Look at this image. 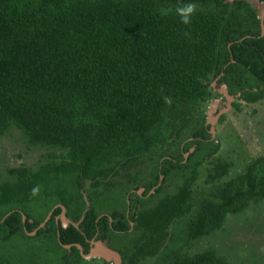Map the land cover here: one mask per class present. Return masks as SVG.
Instances as JSON below:
<instances>
[{"label": "trees", "instance_id": "1", "mask_svg": "<svg viewBox=\"0 0 264 264\" xmlns=\"http://www.w3.org/2000/svg\"><path fill=\"white\" fill-rule=\"evenodd\" d=\"M213 80L248 102L264 97V19L251 0H0V137L16 128L48 149L37 168L0 180V264H91L98 238L122 264H231L186 246L264 199V154L225 178L233 162L218 142L207 147L201 113L219 94ZM172 175L183 181L164 192ZM113 193L130 194L129 212L99 208Z\"/></svg>", "mask_w": 264, "mask_h": 264}, {"label": "rangeland", "instance_id": "2", "mask_svg": "<svg viewBox=\"0 0 264 264\" xmlns=\"http://www.w3.org/2000/svg\"><path fill=\"white\" fill-rule=\"evenodd\" d=\"M251 1L255 4L254 0ZM212 85L219 94L214 92L212 98L201 107V113L205 116L206 122L211 123L214 120L211 128L213 135L206 144L207 147H213L218 142L220 150L217 154L233 162L225 177L230 178L243 171L246 163L253 157L264 154V97L256 102H248L237 94L230 102L227 95L220 92L221 88L227 87L225 84L213 80ZM235 102L240 103V106H235ZM223 115L225 117L222 119ZM191 129L192 126H189L185 133L189 131V134ZM194 150L195 147H191L188 150L190 153L185 156L188 158ZM47 152L46 148L29 145L19 129H10L0 137V180L8 176V170L13 166L25 164L33 169L37 168L38 164L47 160L45 156ZM201 155L202 152L194 155L186 170L193 169ZM153 162L155 159L148 157L144 164L138 166V169L141 168L144 171L150 164L149 168L145 169L144 175L147 177V171L153 169ZM207 166V163L199 166V175L193 184L196 196H200L203 186L206 185ZM181 176L172 175L164 184V192H174L183 181ZM143 191V189L140 190V192ZM128 195L130 194H105L99 208L107 213L117 209L124 210L128 202L125 196ZM180 228H182L181 225ZM174 229L175 226L171 225L170 231ZM98 243L108 246L106 241L102 244ZM208 248L225 256L231 264H264V199L259 202L252 201L239 213L228 214L221 229L194 240L191 247L186 246L188 252L192 253ZM102 259L106 263L116 264L113 259L89 258L91 264L102 262ZM155 260L156 256L149 257L143 261V264H155Z\"/></svg>", "mask_w": 264, "mask_h": 264}, {"label": "water", "instance_id": "3", "mask_svg": "<svg viewBox=\"0 0 264 264\" xmlns=\"http://www.w3.org/2000/svg\"><path fill=\"white\" fill-rule=\"evenodd\" d=\"M256 6L259 9L260 12V17L263 20L264 19V3L260 0H254ZM220 92L224 93L227 95L229 101L231 102V100L234 98L233 94H231L229 92L228 87H224L220 89ZM214 121V120H213ZM213 121L211 122V125L213 126ZM50 218V215L46 218V220H44V222L41 224V226H44L45 223L47 222V220ZM62 218L66 223V215H65V208H63V212H62ZM67 225V224H66ZM31 234H35L36 230L30 232ZM98 242H102L101 240L97 241L95 244V241L92 242V244H95L91 247L89 253L84 254V256L86 258H92V257H103V258H107V259H113L115 261L116 264H122V257L121 254L114 250L113 248H110L109 246H103L100 245ZM65 246L70 247L71 244H65ZM80 248H82L81 245H78Z\"/></svg>", "mask_w": 264, "mask_h": 264}, {"label": "clouds", "instance_id": "4", "mask_svg": "<svg viewBox=\"0 0 264 264\" xmlns=\"http://www.w3.org/2000/svg\"><path fill=\"white\" fill-rule=\"evenodd\" d=\"M264 3V1H262ZM195 9V4H192V3H188L187 5H185L184 8L182 9H179V12L181 13V20L183 23H188L189 20H190V14L194 11ZM226 85V84H225ZM227 86V85H226ZM39 191V186H36L32 189V193L33 195H35L37 192ZM41 226V225H40ZM103 242H105L106 240H101ZM107 243V241H106ZM108 244V243H107ZM93 246V244H92ZM91 246V247H92ZM110 247V245H108ZM112 248V247H110ZM91 249V248H90ZM114 249V248H113ZM116 250V249H114ZM117 251V250H116ZM89 253V252H88ZM87 254V253H86ZM86 258V257H85ZM95 258V257H94ZM99 258H103V257H99ZM89 259V258H87Z\"/></svg>", "mask_w": 264, "mask_h": 264}, {"label": "flooded vegetation", "instance_id": "5", "mask_svg": "<svg viewBox=\"0 0 264 264\" xmlns=\"http://www.w3.org/2000/svg\"><path fill=\"white\" fill-rule=\"evenodd\" d=\"M224 84V83H223ZM233 96H235V95H233ZM212 128V127H211ZM144 190L145 191V187L144 186H141V187H139L138 189H136V191L138 192V193H140L141 195L142 194H144V191L143 192H140V190ZM132 191H135V189H133ZM134 198H135V196H134ZM128 204H129V206H128V208H127V212H129L130 211V200H128ZM139 204H138V202L137 203H135V207H137ZM62 216V213L61 214H58L57 215V218L59 219L60 217ZM119 216V215H118ZM111 218V217H110ZM63 219V218H62ZM112 219V218H111ZM70 221H73L71 218H66V223H65V221L63 220V224H68ZM99 240H104V239H101V238H98V239H91V243L93 242V241H95V244H96V242L97 241H99ZM106 240V239H105ZM107 241V243H108V240H106ZM95 244H93V245H95ZM107 245H109V243L107 244ZM64 246H65V244H64ZM67 247V246H66ZM111 247V246H110ZM107 264H109V263H107Z\"/></svg>", "mask_w": 264, "mask_h": 264}]
</instances>
